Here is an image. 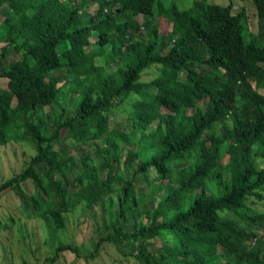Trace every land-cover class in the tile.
I'll return each mask as SVG.
<instances>
[{
    "label": "trees",
    "instance_id": "16d2710c",
    "mask_svg": "<svg viewBox=\"0 0 264 264\" xmlns=\"http://www.w3.org/2000/svg\"><path fill=\"white\" fill-rule=\"evenodd\" d=\"M242 1L263 29L264 0ZM232 4L0 0V146L33 151L0 194L54 235L65 214L89 213L90 259L106 244L138 264H264V212L247 204L264 202V44ZM65 251L77 254L58 243L43 263Z\"/></svg>",
    "mask_w": 264,
    "mask_h": 264
},
{
    "label": "rangeland",
    "instance_id": "374dc122",
    "mask_svg": "<svg viewBox=\"0 0 264 264\" xmlns=\"http://www.w3.org/2000/svg\"><path fill=\"white\" fill-rule=\"evenodd\" d=\"M164 5L173 2L180 10H186L194 6L201 7L203 3L215 5L232 4L233 12L236 13L242 8L247 15V23L249 31L255 33L261 44H264V28L258 31V20L254 11L253 5L242 0H161ZM141 16L136 17L137 22H141ZM115 22L113 18L106 22V27L111 28ZM163 35L166 32L175 31V27L167 20H162L158 23ZM264 27V24L262 25ZM154 71H149L142 76L143 81H149L155 77ZM5 89V81L0 80V90ZM264 96V90H263ZM61 106L68 105V101L64 96L58 99ZM119 108L111 115L110 124L122 122L125 114ZM170 117H166L163 113L162 121H169ZM74 133L65 132L62 136L63 144L60 149H69L74 157H77L76 148L71 145ZM58 148V146H55ZM83 148H86L85 146ZM27 154L33 155V151L29 150L27 144L22 143L14 146L7 144L0 146V183L10 179L16 174L23 171L29 162ZM256 165L263 167L264 158L255 157ZM223 164L228 165V159L224 158ZM113 173L107 164H104L101 179L105 178L109 181L113 179ZM139 187H143L147 192L143 183H138ZM22 191L32 194L34 192L33 184L26 181L20 184ZM139 197V195H138ZM249 208L252 211L263 213L264 202L249 199L247 201ZM19 200L12 190L5 191L0 194V264H44V260L51 256V252L58 243L71 245L76 248L77 254L70 251H65L62 255L51 264H138L130 258H122L114 248L104 244L92 259L88 255L92 253V244L98 237V232H95V218L90 217L89 213L77 210L73 213L65 214V228L57 231V234H51L47 231L43 223L35 218L29 211L20 212L18 209ZM15 220L12 225V220ZM7 227V228H6ZM264 231V230H262ZM160 246L159 241L154 242V247L149 248L155 251ZM93 255V254H92ZM173 259L171 258L170 261ZM50 264V263H45ZM231 264H234L231 262Z\"/></svg>",
    "mask_w": 264,
    "mask_h": 264
}]
</instances>
